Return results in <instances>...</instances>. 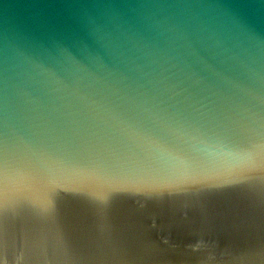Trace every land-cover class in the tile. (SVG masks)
<instances>
[{
	"label": "water",
	"instance_id": "water-1",
	"mask_svg": "<svg viewBox=\"0 0 264 264\" xmlns=\"http://www.w3.org/2000/svg\"><path fill=\"white\" fill-rule=\"evenodd\" d=\"M0 264H264V0H0Z\"/></svg>",
	"mask_w": 264,
	"mask_h": 264
}]
</instances>
